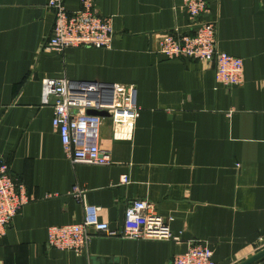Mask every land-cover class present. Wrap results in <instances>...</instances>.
<instances>
[{"label":"crops","instance_id":"crops-1","mask_svg":"<svg viewBox=\"0 0 264 264\" xmlns=\"http://www.w3.org/2000/svg\"><path fill=\"white\" fill-rule=\"evenodd\" d=\"M48 1L0 0V161L30 198L0 237V264H173L194 241L216 264H240L264 250V0H206L202 19L217 22L220 49L244 60L234 86L217 81L211 61L159 52L163 33L189 22L183 0H95L112 17V47L62 52L44 49ZM65 4L74 11L81 2ZM62 76L135 85L133 138L113 139L111 118L100 126L110 164L66 156L44 87ZM76 185L111 228H122L130 201L145 199L180 240L97 232L81 253L50 247L51 225L83 219Z\"/></svg>","mask_w":264,"mask_h":264},{"label":"built area","instance_id":"built-area-1","mask_svg":"<svg viewBox=\"0 0 264 264\" xmlns=\"http://www.w3.org/2000/svg\"><path fill=\"white\" fill-rule=\"evenodd\" d=\"M80 2L79 9L70 11L65 0L48 1V6L54 10V23L44 49L62 52L68 47H112V17L102 15L95 0ZM182 8L188 13L189 22L182 28L178 25L164 32L159 39V52L169 58L211 61L215 63L219 83L228 86L241 84L244 60L220 49L217 22L202 19L209 11L206 0H183ZM44 87L46 101H50L53 108L52 124L60 134L66 156L73 163H111L110 151L98 143L100 126L106 118L115 122L113 139L133 138L140 113L134 84L75 80L62 76L46 77ZM121 182L127 183L128 177L124 175ZM73 193L84 207L83 219L75 223L51 225L48 229L50 247L81 253L97 232L134 239L180 240V236L174 235L167 219L148 200L130 201L122 228L114 229L100 219V207L87 202L83 189L76 185ZM29 201L25 185L12 176L8 163L0 161V237L5 235L11 221ZM173 264L216 262L210 247L194 241L185 252L173 258Z\"/></svg>","mask_w":264,"mask_h":264},{"label":"water","instance_id":"water-1","mask_svg":"<svg viewBox=\"0 0 264 264\" xmlns=\"http://www.w3.org/2000/svg\"><path fill=\"white\" fill-rule=\"evenodd\" d=\"M105 115V114H104ZM264 256V250L260 251L259 253L255 254L251 258L243 261L240 264H251L256 260L262 258ZM95 264H118V262L114 261L111 257H97L94 259Z\"/></svg>","mask_w":264,"mask_h":264}]
</instances>
